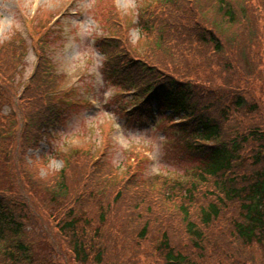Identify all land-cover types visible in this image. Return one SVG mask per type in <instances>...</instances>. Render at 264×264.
<instances>
[{
  "label": "rangeland",
  "instance_id": "obj_1",
  "mask_svg": "<svg viewBox=\"0 0 264 264\" xmlns=\"http://www.w3.org/2000/svg\"><path fill=\"white\" fill-rule=\"evenodd\" d=\"M232 1L238 22L248 18L258 35L248 24L236 49L226 44L217 54L203 35L215 29L210 20L225 23L208 0H0V194L24 204L40 264H82L64 230L74 218L93 246L86 264H98L101 250L103 264H165L163 222L174 244L188 243L179 197L195 186L197 214L216 199L214 180L200 182L202 164L175 132L183 117L134 108L137 85L126 72L133 60L165 66L194 87L201 113L222 124L224 137L264 136V0ZM238 96L257 110L239 108ZM262 144L253 137L243 156L264 152ZM231 243L221 262L208 264H264L263 250Z\"/></svg>",
  "mask_w": 264,
  "mask_h": 264
},
{
  "label": "trees",
  "instance_id": "obj_2",
  "mask_svg": "<svg viewBox=\"0 0 264 264\" xmlns=\"http://www.w3.org/2000/svg\"><path fill=\"white\" fill-rule=\"evenodd\" d=\"M208 1L210 4L215 3V15L217 14L220 21L225 24L219 28L214 19L210 20L214 24L211 28L215 26V29L214 31L210 29L203 35V42L212 46L217 54L226 52V44L232 50L236 49L240 34L247 33L246 30L250 31L248 24L253 27L251 20L243 18L242 22H238L232 0ZM143 28L146 31L149 30L148 28L151 29L148 24H144ZM256 32L258 35L257 30ZM159 36L161 41L164 40L165 31L163 30ZM103 54L107 56L106 51ZM130 65L133 69L127 70L128 72L133 73L132 71L138 68L141 73L146 74L143 81L136 76L133 78L134 75L126 72L129 79L134 80L137 85L135 95L139 96L137 98L139 100L134 108L141 109V115L144 117L155 114L154 106L160 112H170L166 116L169 119L183 117L184 121L173 124L178 127L175 132L185 136L186 139L182 140L185 148L189 149L195 160L202 164L200 182L213 179V195H217L214 201L199 206L198 213L194 214L191 209L197 202L195 186H190L186 191L184 188L180 190L179 194L184 191L185 195L184 199L182 195L179 197L181 206L178 215L188 243H182L183 248L174 244L169 228L163 225L164 222L158 224L161 230L159 249L163 253L165 264L221 262L233 241L242 244L244 249L253 247L264 251V152L253 155L251 160L243 156L245 145L251 142L253 137L260 140L264 148V136L260 135V132H250L248 136L237 133L235 136L224 137L222 124L201 113L202 109L199 108L196 100L197 92L193 86L176 80L165 66L150 65L138 60H133ZM107 66L110 68L109 71L115 74L121 69L110 59L107 61ZM236 100L241 109L250 106L242 96H238ZM250 107V111L257 110L255 104ZM65 182V175L61 174V191H66ZM4 195L7 194L1 192L0 264L4 262L40 264V259L34 256L33 241L31 242L27 236L30 221L24 204ZM173 198L174 196L171 197ZM232 206H235V210H231ZM143 212L147 219L144 221L140 236L145 239L150 231L149 220L154 219V215H150L152 213L150 207L143 209ZM78 224L79 221L74 218L65 224L64 230L71 231L72 250L76 259L86 264L90 260L93 246L79 236ZM221 228L230 230L227 238L216 235L215 232ZM104 255L105 251L102 250L97 254L95 260L98 264H103ZM230 259L235 258L231 256ZM239 261L236 259V262Z\"/></svg>",
  "mask_w": 264,
  "mask_h": 264
}]
</instances>
